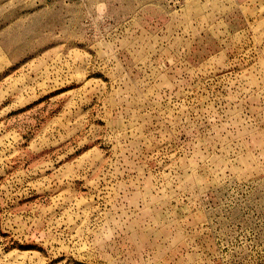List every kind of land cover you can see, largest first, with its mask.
Masks as SVG:
<instances>
[{"label": "rangeland", "instance_id": "374dc122", "mask_svg": "<svg viewBox=\"0 0 264 264\" xmlns=\"http://www.w3.org/2000/svg\"><path fill=\"white\" fill-rule=\"evenodd\" d=\"M0 264H264V0H0Z\"/></svg>", "mask_w": 264, "mask_h": 264}]
</instances>
